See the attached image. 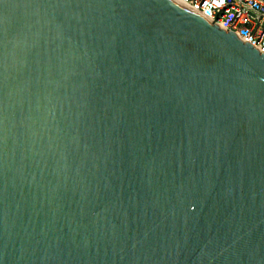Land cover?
<instances>
[{"label":"water","instance_id":"1","mask_svg":"<svg viewBox=\"0 0 264 264\" xmlns=\"http://www.w3.org/2000/svg\"><path fill=\"white\" fill-rule=\"evenodd\" d=\"M0 264H264V53L175 0H0Z\"/></svg>","mask_w":264,"mask_h":264},{"label":"built area","instance_id":"2","mask_svg":"<svg viewBox=\"0 0 264 264\" xmlns=\"http://www.w3.org/2000/svg\"><path fill=\"white\" fill-rule=\"evenodd\" d=\"M233 30L264 53V0H175Z\"/></svg>","mask_w":264,"mask_h":264}]
</instances>
